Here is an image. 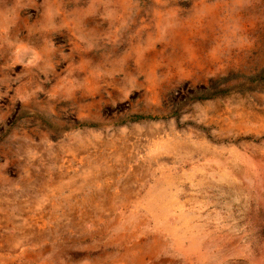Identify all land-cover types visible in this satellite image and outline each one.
Listing matches in <instances>:
<instances>
[{
	"label": "rangeland",
	"instance_id": "obj_1",
	"mask_svg": "<svg viewBox=\"0 0 264 264\" xmlns=\"http://www.w3.org/2000/svg\"><path fill=\"white\" fill-rule=\"evenodd\" d=\"M0 264H264V0H0Z\"/></svg>",
	"mask_w": 264,
	"mask_h": 264
}]
</instances>
